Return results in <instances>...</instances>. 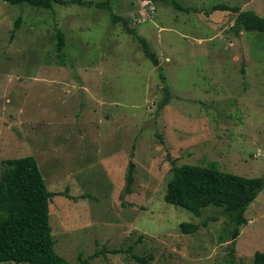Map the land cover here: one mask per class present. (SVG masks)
Wrapping results in <instances>:
<instances>
[{"label": "rangeland", "instance_id": "rangeland-1", "mask_svg": "<svg viewBox=\"0 0 264 264\" xmlns=\"http://www.w3.org/2000/svg\"><path fill=\"white\" fill-rule=\"evenodd\" d=\"M176 1L197 11L110 0L158 57L154 67L105 10L0 0V173L6 159H36L57 194L49 202L54 249L70 263L140 264L134 254L148 264H225L232 226L221 209L196 217L164 201L172 161L264 179V33L234 27L232 12L205 13L225 4L264 16V0ZM165 85L170 100L159 109ZM245 217L237 264L264 252V189ZM181 223L198 230L184 234ZM117 249L125 252L110 253Z\"/></svg>", "mask_w": 264, "mask_h": 264}, {"label": "trees", "instance_id": "trees-1", "mask_svg": "<svg viewBox=\"0 0 264 264\" xmlns=\"http://www.w3.org/2000/svg\"><path fill=\"white\" fill-rule=\"evenodd\" d=\"M10 5L27 4L29 6L51 9L53 4L61 6L76 4L85 7H95L109 13L112 25L120 24L124 31L138 44L144 55L154 67L159 66L156 54L148 42L129 26L126 18L111 12L110 0L97 3L84 0H1ZM163 2L175 10L189 12L195 8H184L176 0H142ZM229 11L234 14V27L245 32L264 33V16H259L251 10L240 11L237 7L225 4L216 5L209 12ZM20 24V17L15 21V28ZM55 49L60 54L65 47L64 35L60 29L54 33ZM161 80L165 78L160 74ZM164 96L157 108L162 109L169 103L170 91L165 85ZM171 176L167 182L163 196L167 204L181 208L199 217L203 210L214 207L221 212L232 229L228 235L229 246L225 264H237L235 258V240L240 234V227L247 223L245 212L257 195L264 189L263 178H245L222 172L215 163L209 167L199 165L176 166L172 161ZM3 170L0 173V263L15 264H73L66 261L54 249L52 229L49 224V202L57 195L47 190L43 176L36 159L25 156L2 161ZM135 164L128 162L125 174V192L131 193L134 183ZM59 195V194H58ZM179 229L184 234H192L198 230V225L181 223ZM130 252L131 248L127 249ZM96 252L92 257L103 254ZM125 250L110 251L112 254L123 253ZM140 264H148L150 258L131 256ZM92 258H80L77 264H90ZM252 264H264V252H255Z\"/></svg>", "mask_w": 264, "mask_h": 264}, {"label": "built area", "instance_id": "built-area-1", "mask_svg": "<svg viewBox=\"0 0 264 264\" xmlns=\"http://www.w3.org/2000/svg\"><path fill=\"white\" fill-rule=\"evenodd\" d=\"M143 2H145L146 4L149 3V1H143ZM149 12H150V13H153V12H154V7H150V8H149Z\"/></svg>", "mask_w": 264, "mask_h": 264}]
</instances>
